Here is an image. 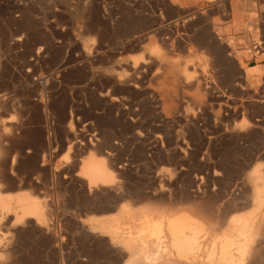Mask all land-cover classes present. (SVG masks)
Returning <instances> with one entry per match:
<instances>
[{
    "label": "rangeland",
    "instance_id": "1",
    "mask_svg": "<svg viewBox=\"0 0 264 264\" xmlns=\"http://www.w3.org/2000/svg\"><path fill=\"white\" fill-rule=\"evenodd\" d=\"M263 180L264 0H0V192L45 212L0 214V264H125L112 226L184 210L264 264Z\"/></svg>",
    "mask_w": 264,
    "mask_h": 264
},
{
    "label": "bare ground",
    "instance_id": "2",
    "mask_svg": "<svg viewBox=\"0 0 264 264\" xmlns=\"http://www.w3.org/2000/svg\"><path fill=\"white\" fill-rule=\"evenodd\" d=\"M255 71V68H249L247 73L252 74ZM81 166L77 173L86 178L89 186L112 184L114 176L104 159L89 157ZM261 178L262 176L259 179ZM253 189H255L253 196L256 201L260 200L263 185L257 184ZM124 210L127 212L126 209ZM10 212L14 213L13 224H23L27 218L31 217H36L39 223L45 213L31 194L22 192L11 197L0 192V214L7 215ZM141 212L138 217L132 219L135 222L132 226L133 231L128 232L126 236L116 235L120 226L111 225L113 227V232L109 236L111 241L117 240L131 252L129 253L131 259L125 264L137 262L141 264H241L249 235L248 218L233 217L234 227L231 226L233 231L229 234L222 233V236L219 234L220 237L217 239L215 237L218 235L211 239L212 235L206 227L207 223L205 225L194 216L195 214L192 215V212L184 210L171 215L156 214L157 216L150 212Z\"/></svg>",
    "mask_w": 264,
    "mask_h": 264
},
{
    "label": "crops",
    "instance_id": "3",
    "mask_svg": "<svg viewBox=\"0 0 264 264\" xmlns=\"http://www.w3.org/2000/svg\"><path fill=\"white\" fill-rule=\"evenodd\" d=\"M254 66H256V65H249V67L247 68V69H249V68H255V69H257L256 67H254ZM246 73H247V70H246ZM247 74H249V73H247ZM255 73H253V74H249V75H254Z\"/></svg>",
    "mask_w": 264,
    "mask_h": 264
}]
</instances>
